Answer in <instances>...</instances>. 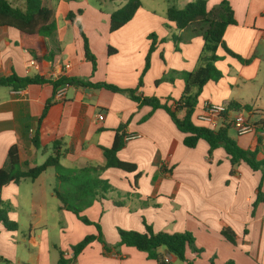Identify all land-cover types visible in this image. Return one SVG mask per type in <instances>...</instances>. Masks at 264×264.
<instances>
[{"label": "crops", "instance_id": "1", "mask_svg": "<svg viewBox=\"0 0 264 264\" xmlns=\"http://www.w3.org/2000/svg\"><path fill=\"white\" fill-rule=\"evenodd\" d=\"M116 1V0H111ZM193 0H179L183 9ZM225 0H207L212 10ZM236 21L224 33L226 47L246 62L228 55L221 47L216 67L223 77L209 82L196 106L193 122L205 127L197 118L206 105L236 103L249 106L246 114L256 131L229 135L243 150L258 151L264 158V0H226ZM20 8L24 0H19ZM56 5L57 29L39 40L40 55L54 53L52 61H35L22 48L20 33L10 27H0V77L40 75L48 80L76 77L92 83H107L125 90H135L142 79L138 94L159 99L179 100L184 81L156 84L169 71L191 72L197 67L204 46L202 36L194 27L177 31L174 24L155 10L144 7L117 32H110L111 15L128 0L111 10H103L86 0H52ZM82 10V14L78 11ZM167 8L165 9L166 14ZM75 14L86 35L91 52L96 56L97 69L86 59L84 40L76 23L68 20ZM164 14V15H165ZM169 26V27H168ZM175 33L183 39L179 50L170 39ZM158 38L151 55L150 68L143 75L150 49L149 35ZM117 50L108 54V48ZM35 62V65L32 63ZM51 101L47 109L46 104ZM104 115L100 121L99 116ZM42 118L41 122L39 120ZM127 134L125 147L118 152L121 161L135 164L137 171L127 173L108 168L100 176L116 192L98 197L82 215L101 226L106 243L119 242V229L145 232L144 221L156 232L188 231L195 238L197 255L186 251V261L162 250L169 264H264V201L252 215L264 170L253 171L242 163L232 172L229 157L223 148L209 156V145L201 140L196 148H187L181 133L163 110L153 111L140 106L126 94L107 89L81 88L64 85L55 91L50 84L29 85L22 90L0 88V169L9 167V150L19 148L21 162L28 168L42 165L57 148L60 164L68 170L105 165L103 149L113 144L116 131ZM38 133L37 149L32 139ZM128 137H131L127 139ZM27 169V167H25ZM136 186V188L134 187ZM59 184L54 168H49L35 180L24 179L4 186L0 195L9 203V217L18 230L9 231L0 225V264H58L59 250L66 257L71 247L88 235H97L95 225L82 223L77 216L62 210L55 189ZM129 196H127V195ZM133 195H137L134 197ZM124 202L116 206L114 201ZM148 202V205L144 203ZM229 227L237 235L236 245L226 241L220 231ZM75 264H157L146 253L121 246L105 253L103 245L93 241L78 256Z\"/></svg>", "mask_w": 264, "mask_h": 264}, {"label": "trees", "instance_id": "2", "mask_svg": "<svg viewBox=\"0 0 264 264\" xmlns=\"http://www.w3.org/2000/svg\"><path fill=\"white\" fill-rule=\"evenodd\" d=\"M78 2L81 0H69ZM141 0H128L127 4L115 11L110 19V32L114 33L123 28L135 16L136 12L141 8ZM56 5L52 0H24V7L20 8L14 4L13 0H0V27H10L16 29L21 36V45L32 58L40 62L42 59L52 61L55 57L54 53H49L45 57L40 55L39 40L40 38L51 37L57 29L55 12ZM82 14V10L78 11ZM68 20L76 23L80 34L84 40V51L86 59L92 64V72L97 69L96 56L91 52L89 41L82 31L80 22L75 21V14L70 12L67 16ZM166 19L169 23L174 24L177 31L194 27V34L202 36L204 46L199 56L197 67L191 72H168L164 77L157 81L160 84L164 81L173 82L176 78L184 81V90L179 100L173 98L159 99L157 97H145L138 94L139 88L142 87V79L138 88L135 90H121L116 86L107 83H92L89 80L76 77H61L58 80H48L40 75L34 77H19L12 74L8 77H0V88L8 87L13 90H22L29 85L50 84L55 91L64 85H70L81 88L107 89L114 93L126 94L140 106H149L153 111L163 109L171 118L177 129L185 134L184 145L187 148L194 149L198 143L203 140L209 145V156L218 148H223L227 153L230 164L232 166V174L240 167L242 163L247 164L253 171L264 170V158H258V151H249L241 149L237 142L230 137L229 132L232 129V121L229 113L222 116V122L219 128H209L197 126L193 122V115L198 104V99L209 82H218L222 77V73L216 67V63L221 60L217 55L219 47L224 51L242 62H246L240 56L230 51L223 40L224 33L228 26L235 25L233 10L228 1L221 2L212 10L207 8V0H193L183 9L172 5L166 11ZM169 27V26H168ZM150 49L146 57V64L143 75L150 68L151 55L156 50L158 38L155 34L149 35ZM171 39L174 41L176 50H179V44L183 39L179 35H173ZM163 39L160 42H166ZM117 50L109 47L108 54L113 55ZM52 102L48 101L42 118L45 116L47 109ZM230 111H244L249 113V106L241 107L236 103L228 105ZM42 118L39 120L41 122ZM262 120V125H263ZM257 128V127H256ZM38 133H35L32 143L38 149L37 144ZM127 134L124 129L116 131L113 144L110 148L103 149L105 165L100 167H86L77 170L65 169L60 164L61 153L56 148L55 155L50 156L42 165L28 168L21 162L18 146L14 145L9 150V167L6 170L0 169V191L10 184H18L21 180H35L45 173L49 168H54L59 184H66V193L59 187L55 189L58 199L62 203V210L74 213L77 218L86 225H95L97 235H88L81 242L71 247V257L59 250L58 264H75L78 256L93 241H98L103 245L105 253L117 250L121 246L135 248L140 252L147 254L150 260H154L157 264H169L167 258L162 251L163 249L169 254L177 257L181 261H186V251L191 249L197 255L202 250L195 247V238L192 233L185 231L180 233L156 232L153 227L144 221L145 232L125 231L119 229V242L110 246L104 240L101 226L98 223H92L82 212L90 207L93 202L100 196L105 197L107 194L116 192L121 197L123 194L113 188L108 181L100 179L101 174L108 168L120 169L127 173L137 171L135 164L121 161L118 158L120 152L126 144ZM27 167V169H25ZM136 188V186L134 185ZM127 195V194H126ZM129 196V195H127ZM137 197V195H133ZM264 201V193L262 192V182L258 187L257 199L253 203L252 215L260 203ZM116 206H123L124 202L114 201ZM148 205V202L144 203ZM11 206L5 202L0 195V225L9 231L18 230V224L9 217ZM222 237L236 245L237 235L229 227H225L220 231ZM0 263H6L0 258ZM189 264H194L193 261ZM211 264H214L213 262ZM226 264H234L229 261Z\"/></svg>", "mask_w": 264, "mask_h": 264}, {"label": "built area", "instance_id": "3", "mask_svg": "<svg viewBox=\"0 0 264 264\" xmlns=\"http://www.w3.org/2000/svg\"><path fill=\"white\" fill-rule=\"evenodd\" d=\"M35 65V62L32 63ZM229 113L232 121V128L235 129L236 133L240 135H246L254 133L256 127L254 124L246 118V113L244 111H230L228 105H206L204 111L198 116L197 120L209 128H219L222 122V116ZM99 120H104V115L99 116ZM131 137H128L129 139ZM71 257V255L69 256Z\"/></svg>", "mask_w": 264, "mask_h": 264}, {"label": "rangeland", "instance_id": "4", "mask_svg": "<svg viewBox=\"0 0 264 264\" xmlns=\"http://www.w3.org/2000/svg\"><path fill=\"white\" fill-rule=\"evenodd\" d=\"M121 1H123V0H116L115 2L111 1V0H86L87 3H89L91 5H98L103 10H106V11H111L115 7V5L118 6L121 3ZM141 1H142L145 8L155 10L156 12H158L160 14V16H162V17L164 16L165 19H166V14H165L166 8L168 9V7L172 6V5L179 7V0H141ZM13 2L17 6H20L19 0H13ZM175 35H178V33H175ZM169 40L174 42L171 39V37H170V39L167 38V41H169ZM182 42H184V41H182Z\"/></svg>", "mask_w": 264, "mask_h": 264}]
</instances>
